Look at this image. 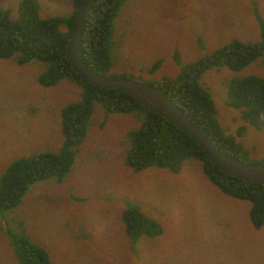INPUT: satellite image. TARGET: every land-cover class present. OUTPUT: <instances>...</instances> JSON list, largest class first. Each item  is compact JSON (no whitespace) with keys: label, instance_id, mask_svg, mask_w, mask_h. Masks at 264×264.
I'll return each instance as SVG.
<instances>
[{"label":"rangeland","instance_id":"374dc122","mask_svg":"<svg viewBox=\"0 0 264 264\" xmlns=\"http://www.w3.org/2000/svg\"><path fill=\"white\" fill-rule=\"evenodd\" d=\"M21 1L0 5L15 20ZM33 1L40 19L73 11L72 0ZM260 22L264 0H126L112 22L107 77L173 81L183 66L233 40L258 44ZM47 69L41 61L19 64L15 55L0 59V182L14 162L58 151L61 111L81 101L75 80L39 84ZM246 75L264 79L261 59L237 73L213 67L199 83L213 99L220 128L247 151L245 162L255 164L264 160V130L227 101L229 81ZM145 117V110L105 113L93 104L67 174L34 182L18 207L0 213V264H17L13 236L43 250L49 264H264V224L253 228L250 203L224 195L198 161L186 159L178 173L126 165L129 141ZM132 210L158 223L161 233L129 236L122 218Z\"/></svg>","mask_w":264,"mask_h":264},{"label":"trees","instance_id":"16d2710c","mask_svg":"<svg viewBox=\"0 0 264 264\" xmlns=\"http://www.w3.org/2000/svg\"><path fill=\"white\" fill-rule=\"evenodd\" d=\"M126 0H95L79 43V55L93 71L107 77L110 69L108 57L112 22ZM73 11L69 16L40 19L37 4L22 0L18 18H10L8 10L0 5V59L15 55L19 64L41 61L48 69L38 78L42 86L54 85L68 78L82 87L81 101L61 111L62 144L56 152H43L29 159H20L10 165L0 182V213L15 209L22 201L29 185L50 177L63 178L72 164L78 145L87 132L93 104L97 103L105 113L130 114L146 111L145 121L129 141L125 156L126 165L134 172L149 167L167 169L178 173L183 161L193 159L201 165L207 180L224 195L250 203L249 219L253 228L264 224V185L236 179L215 168L202 150L186 134L153 113L127 93L112 88H99L85 83L70 69L65 59V45L69 38L77 5L72 0ZM174 60L179 61L175 53ZM261 59L264 67V25L260 22L258 44H242L233 40L212 54L183 66L173 81L150 84L157 88L167 86L166 94L180 107L191 122L222 153L244 163L247 151L226 135L220 128L216 109L210 93L200 85L204 73L213 68H226L241 72ZM160 66V60L147 69L152 74ZM127 78V77H110ZM228 105L242 109V119L250 121L255 130H264V79L246 75L231 79L228 83ZM239 128L237 135H242ZM257 165H264V160ZM125 230L133 239L139 236L154 237L161 228L154 220L139 215L136 211L123 214ZM9 235L11 233H8ZM17 264H49L43 250L32 246L27 238L11 237ZM11 244V245H12Z\"/></svg>","mask_w":264,"mask_h":264},{"label":"water","instance_id":"95a60500","mask_svg":"<svg viewBox=\"0 0 264 264\" xmlns=\"http://www.w3.org/2000/svg\"><path fill=\"white\" fill-rule=\"evenodd\" d=\"M94 2L95 0H80L75 11L72 28L64 50L65 59L72 72L85 83L92 86L112 88L127 93L153 113L186 134L219 171L245 182L264 185V165L244 163L214 147L209 139L166 94L167 86L157 88L129 78L103 77L84 63L79 55V43Z\"/></svg>","mask_w":264,"mask_h":264}]
</instances>
